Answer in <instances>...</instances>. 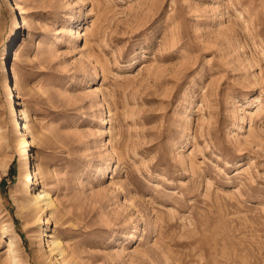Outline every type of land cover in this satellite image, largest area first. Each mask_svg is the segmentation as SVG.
Masks as SVG:
<instances>
[{
	"label": "rangeland",
	"instance_id": "rangeland-1",
	"mask_svg": "<svg viewBox=\"0 0 264 264\" xmlns=\"http://www.w3.org/2000/svg\"><path fill=\"white\" fill-rule=\"evenodd\" d=\"M0 264H264V0H0Z\"/></svg>",
	"mask_w": 264,
	"mask_h": 264
},
{
	"label": "bare ground",
	"instance_id": "bare-ground-1",
	"mask_svg": "<svg viewBox=\"0 0 264 264\" xmlns=\"http://www.w3.org/2000/svg\"><path fill=\"white\" fill-rule=\"evenodd\" d=\"M13 56H14L13 61H15L17 59V57H18V50H16V52L13 54ZM25 155H27L26 152H25ZM32 181H33V178H32ZM35 183H36V181L34 183L32 182V185L35 184ZM39 195H40V197H37V199H35V200H39L40 199L42 202L45 201V204L48 205L49 207H54L55 206V201H54L53 197L49 193L41 192V193H39ZM8 244H9V247H10L9 248L10 251L11 252H16V245H15L14 241L10 240ZM56 246L59 248L60 252L63 253L62 252L63 250L61 249V243L60 242H56Z\"/></svg>",
	"mask_w": 264,
	"mask_h": 264
}]
</instances>
